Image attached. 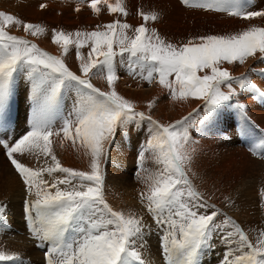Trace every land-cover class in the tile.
<instances>
[{"label":"snow or ice","instance_id":"snow-or-ice-1","mask_svg":"<svg viewBox=\"0 0 264 264\" xmlns=\"http://www.w3.org/2000/svg\"><path fill=\"white\" fill-rule=\"evenodd\" d=\"M101 3L109 14L128 16L123 0H90L94 14L100 13ZM181 3L247 21L264 18V9L250 10L253 0ZM137 15L144 23L135 27L115 19L97 25L93 31L53 29L52 43L61 52L52 55L7 31L13 25L22 26L26 34L35 37L45 33L42 25L22 22L0 11V130L6 134L13 124L17 74L28 83L26 99L31 108L24 133L11 140L0 138V151L22 182L26 194L23 213L32 237L41 242L37 247L44 248V241L50 243L46 264H149L145 256L147 237L155 227L161 233L159 249L166 264H199L201 253L215 244L225 248L220 264H264V229L257 230L253 242L235 219L197 190L190 178L196 149L190 146L195 142L188 128L191 116L199 109L162 124L138 111L134 102L116 89L117 57L121 62L127 57L129 75L134 79L148 84L155 80L174 102L201 101L205 121L217 120L221 108H234L246 118L247 105L236 98L246 92L264 103V88L249 75L254 73L264 80V69L250 68L234 76L224 65H244L249 58L264 63V27L253 25L232 34L201 35L177 45L165 40L156 28L147 27V22L159 19L157 12L138 11ZM73 47L79 74L64 59ZM84 48L88 49L86 56L81 51ZM93 77L105 81L107 90L94 85ZM65 93L72 98V109L57 130L52 117ZM154 103L150 101L147 107L151 109ZM145 120L151 128L137 151L135 175L143 185L139 203L152 223L134 210L115 209L105 197V163L112 145L130 132L133 123ZM53 137L60 138L61 146L68 141L75 151L82 152L86 168L63 166ZM250 151L264 160V131ZM25 156L37 161L44 158V165L30 167L20 159ZM149 161L155 168L146 166ZM259 195L264 210V189ZM225 201L228 206L234 204L229 197ZM6 212L7 205L0 203V232L7 228ZM0 264L25 262L18 252L0 250Z\"/></svg>","mask_w":264,"mask_h":264},{"label":"bare ground","instance_id":"bare-ground-1","mask_svg":"<svg viewBox=\"0 0 264 264\" xmlns=\"http://www.w3.org/2000/svg\"><path fill=\"white\" fill-rule=\"evenodd\" d=\"M48 38L42 36L41 40L34 41L42 50H48L52 55H60V47L52 43V38ZM81 51L86 56L88 49L84 48ZM64 59L68 67L79 69V61L75 58L74 47ZM224 67H227L234 75H239L248 72L249 68L264 69V63L249 59L244 65L225 64ZM116 70L119 76L116 81L117 91L125 98L132 100L138 111L151 115L153 119L162 124L174 122L193 113V109H199L193 113L190 119L193 125L199 124L200 129L199 135L191 137L195 143L190 146L196 149L192 164L194 175L189 174L193 184L206 198L211 197L210 203H215L217 208L235 219L245 231H254L252 225H259L264 229V210L259 206L261 200L259 192L264 189V160L253 156L250 151L254 144L259 143L261 132L264 131V103L254 100L251 93L241 92L236 99H240L247 105L246 118H242L235 109L232 111L231 108H221L217 120L205 121V110L201 101L174 102L168 99L166 90L162 89L155 80L148 84L138 77L134 79L131 76L120 75V70L129 73L127 58H124L123 62L117 58ZM92 82L102 90H107L106 82L99 77H93ZM255 83L264 88V81L261 79ZM17 84L12 127L7 130L6 134L0 130V138L6 140H11L13 137L18 138L23 134L27 128V120L31 116L30 102L26 99L28 83L21 74H17ZM233 87L236 85L233 84ZM150 101H155L151 109L147 107ZM71 109L72 98L65 93L59 109L52 117L55 129L58 130L64 120L69 118ZM202 121L204 122L202 123ZM150 128L147 120L139 124L133 123L126 136L116 139L111 147L110 158L105 163V197L108 202L117 210L128 211L131 209L143 214L148 223H151V218L147 216L146 211L140 205L138 196L143 185L137 181L135 173L137 171L136 154L140 145L148 137ZM53 140L55 153L63 166L75 169L86 168V158L82 152L75 151L68 141H65L61 146L60 138L53 137ZM20 159L30 167L44 165V158L39 161L32 156ZM146 166L150 169L155 168L151 161ZM25 195L22 182L3 152L0 151V203L7 205L4 218L7 228L0 232V250L18 252L23 260L35 258L37 254L46 252L51 246L48 241H44V248L37 247L41 242L32 237L29 231L30 225L25 220L23 213ZM225 197H229L234 201V204L228 206ZM250 227L252 229H249ZM249 238L255 242L253 237L249 236ZM147 240L157 244V247L147 246L150 251H156L154 255L160 251L156 230H152V234L147 237ZM223 251L225 252L224 246L222 250L209 249L202 252L199 264H217ZM159 254L161 255L160 252ZM145 255L153 257L152 253L148 251H145ZM146 258L148 260V257ZM161 262L166 264L165 259Z\"/></svg>","mask_w":264,"mask_h":264},{"label":"rangeland","instance_id":"rangeland-1","mask_svg":"<svg viewBox=\"0 0 264 264\" xmlns=\"http://www.w3.org/2000/svg\"><path fill=\"white\" fill-rule=\"evenodd\" d=\"M89 2L90 0H0V11L14 15L22 22L42 25L46 29L45 33L35 37L31 36V34H26L23 31L22 26L17 27L13 25L7 29L12 35L20 37L25 36L24 38L33 43H35L34 40L36 39L41 40L42 36L52 38L53 29L57 31L63 30L66 33L75 32L77 30L93 31L96 30L97 25L110 23L115 19L127 22L135 27L144 23L142 18L137 15L138 11L145 13L153 11L157 12L159 19L156 22H147V27L156 28L165 40L177 45L187 42L192 37L201 35L232 34L253 25L264 27V19L262 18L247 21L238 17H229L224 13L189 8L184 6L181 3V0H123V6L128 11V16L126 17L117 13L109 14L107 6L103 3L98 5L100 13L94 14L89 7ZM110 2L115 3V0H110ZM41 4L45 5V7L41 8ZM77 8H79V11L76 10ZM261 9H264V0H253V7L250 10ZM44 51L48 52V50ZM126 58L127 57H125V59ZM249 59L252 61V58ZM70 69L72 71L75 70L74 72L78 71L77 74H79L78 68L76 69V67H73ZM119 74L122 76H131L129 73L122 72L121 70L119 71ZM232 74L234 75V73ZM240 75L241 74L234 76ZM249 75L254 82L261 79L260 76L254 73H249ZM234 85L236 84L234 83ZM236 87L239 89L237 85ZM231 109L234 111V108ZM198 126L199 124L193 125L191 122L189 123L188 131L190 137H196L200 134ZM252 226H254V231L248 230L245 232H247L250 237L256 239L258 235L257 230L262 229V227L259 225ZM153 229L156 230L155 227H153ZM249 229L252 228L250 227ZM160 235L161 233L157 232L158 243ZM148 246L157 247V244L148 241ZM214 249L222 250L223 245L215 244V247L210 250ZM146 251L151 252L153 257L157 255L154 258L150 255H145L148 257V261L151 260L149 264H162L161 260H164V257L162 254H159L160 251H157L155 255L154 253L156 251L152 252L149 249ZM224 253L225 252L223 251L218 258L217 264H220ZM158 256L160 257L158 258ZM213 256L215 257V254H213ZM31 259H24V262L26 264H46L45 252L37 254L35 258Z\"/></svg>","mask_w":264,"mask_h":264}]
</instances>
